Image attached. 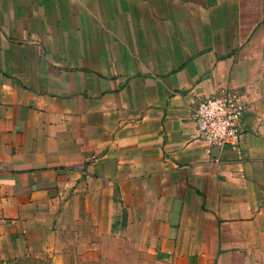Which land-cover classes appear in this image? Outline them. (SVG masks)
<instances>
[{
	"label": "crops",
	"instance_id": "crops-1",
	"mask_svg": "<svg viewBox=\"0 0 264 264\" xmlns=\"http://www.w3.org/2000/svg\"><path fill=\"white\" fill-rule=\"evenodd\" d=\"M222 92L244 130L209 149ZM79 230L264 264V0H0V264Z\"/></svg>",
	"mask_w": 264,
	"mask_h": 264
},
{
	"label": "rangeland",
	"instance_id": "rangeland-1",
	"mask_svg": "<svg viewBox=\"0 0 264 264\" xmlns=\"http://www.w3.org/2000/svg\"><path fill=\"white\" fill-rule=\"evenodd\" d=\"M123 243L112 235L95 237L87 231H73L43 249L4 264H152L145 250Z\"/></svg>",
	"mask_w": 264,
	"mask_h": 264
},
{
	"label": "built area",
	"instance_id": "built-area-1",
	"mask_svg": "<svg viewBox=\"0 0 264 264\" xmlns=\"http://www.w3.org/2000/svg\"><path fill=\"white\" fill-rule=\"evenodd\" d=\"M244 112L245 104L238 96L228 92L200 101L193 112L198 138L209 149L228 141L236 144L244 130Z\"/></svg>",
	"mask_w": 264,
	"mask_h": 264
}]
</instances>
